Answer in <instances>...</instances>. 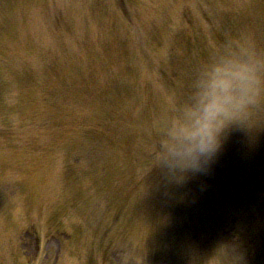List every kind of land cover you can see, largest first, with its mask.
<instances>
[{
    "label": "rangeland",
    "instance_id": "rangeland-1",
    "mask_svg": "<svg viewBox=\"0 0 264 264\" xmlns=\"http://www.w3.org/2000/svg\"><path fill=\"white\" fill-rule=\"evenodd\" d=\"M253 1L0 0V70L6 68L12 72L4 82L5 71H0V100L19 99L14 94L21 91L31 102L23 108L0 105V137H7L0 142V157L5 155L15 164L29 152L30 145L43 140L62 163L54 169L51 162L46 164L44 178L33 175L39 167L25 171L26 180L15 184L16 187L12 180L17 177L16 169L0 167L1 192L11 204L4 216L6 219L0 218V264H233L237 250L232 241L239 243L245 255L248 254L247 264L249 259L255 262L256 258L259 264H264V231L258 236L255 227L248 226L242 234L237 216L215 227L199 222L193 225V232L167 235L164 231L150 239L151 246L147 241L138 240L139 229L126 234L132 221L124 220L127 208L131 207L129 201L110 203L109 192H103L111 182L112 185L119 182L117 172L125 169L119 165L114 171L117 165L101 162V152L92 149L91 141L87 145L90 149L83 148L77 134L98 137L97 144L104 147L102 137L94 129L75 128L73 123L64 121L67 116L62 118L66 110L74 122L84 124L80 110L74 111L79 106L77 93L97 90L111 76L116 79L120 74L136 84V95L143 100L142 104L146 102L143 92L150 101L162 98H156L152 91L157 86L167 90L160 83L172 71L176 72L177 62H183V69L186 67L192 73L198 61L218 46L226 33L234 31L237 40L245 39L249 27L261 29L260 25L251 23L248 14ZM219 14L224 18L221 25L217 24ZM166 33L171 36L168 46L163 37ZM260 40L261 35L257 34L251 42L258 51L264 52V42ZM48 53L54 54L58 68L61 66L64 70L67 64L68 69L77 67L78 72L68 79L57 68L51 72L52 61L45 57ZM141 53L155 55L149 59L152 67L146 65L139 73H132L138 60L131 58ZM119 68L122 71L117 74ZM151 73L159 83L150 78ZM55 79L61 83L55 82L54 87ZM113 85L108 100L116 96ZM162 103L163 100L153 103L149 116L158 113ZM36 105L41 116L33 118L38 114L33 110ZM79 108L83 113L86 111L82 106ZM14 112L20 114L19 118L10 117ZM22 138L24 144H19ZM49 174L55 181L52 177L47 181ZM263 174L264 135L250 143L235 134L202 177L213 180L212 187L218 186L214 197L220 204L225 196L241 199L253 220L262 222ZM197 177L184 186H190ZM256 178L262 180L257 182ZM41 184L47 188L44 194L48 193L50 198H44L46 202L27 212L22 199ZM180 196L177 198L182 201ZM86 197H90L87 206ZM150 200L159 207L170 206L175 201L174 197L167 199L160 194H152ZM260 227L264 230V225ZM87 228L92 231L84 234ZM105 230L108 231L105 233ZM38 231L51 233L39 240Z\"/></svg>",
    "mask_w": 264,
    "mask_h": 264
},
{
    "label": "clouds",
    "instance_id": "clouds-1",
    "mask_svg": "<svg viewBox=\"0 0 264 264\" xmlns=\"http://www.w3.org/2000/svg\"><path fill=\"white\" fill-rule=\"evenodd\" d=\"M235 134L264 135V52L251 41H226L198 61L178 94L165 97L146 126L140 178L161 194L206 175ZM237 262L245 264L242 246Z\"/></svg>",
    "mask_w": 264,
    "mask_h": 264
}]
</instances>
